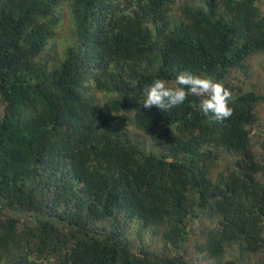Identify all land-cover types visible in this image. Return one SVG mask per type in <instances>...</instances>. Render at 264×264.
Here are the masks:
<instances>
[{
	"label": "trees",
	"instance_id": "trees-1",
	"mask_svg": "<svg viewBox=\"0 0 264 264\" xmlns=\"http://www.w3.org/2000/svg\"><path fill=\"white\" fill-rule=\"evenodd\" d=\"M263 8L0 0V264H264V89L233 74L264 64ZM181 71L231 117L139 104Z\"/></svg>",
	"mask_w": 264,
	"mask_h": 264
},
{
	"label": "clouds",
	"instance_id": "clouds-1",
	"mask_svg": "<svg viewBox=\"0 0 264 264\" xmlns=\"http://www.w3.org/2000/svg\"><path fill=\"white\" fill-rule=\"evenodd\" d=\"M141 94L143 100L140 105L145 109L155 108L161 113L182 105L191 95L200 98L199 111L211 120L223 122L232 115L230 90L210 76L181 71L175 75L172 84L157 78L145 84Z\"/></svg>",
	"mask_w": 264,
	"mask_h": 264
},
{
	"label": "rangeland",
	"instance_id": "rangeland-1",
	"mask_svg": "<svg viewBox=\"0 0 264 264\" xmlns=\"http://www.w3.org/2000/svg\"><path fill=\"white\" fill-rule=\"evenodd\" d=\"M264 9V8H263ZM64 46H66V42H64V35H58L57 38L52 42L50 45V53L58 54L62 52L64 49ZM261 62L259 61H248L247 62V68L248 70L246 72H239L234 71L233 74L236 75V81L235 84L240 89H243L244 81L246 80V77L248 74L253 73V82L256 86H258L260 89H264V64H259ZM259 107H264V103L261 104ZM262 108H259V110ZM129 233L126 235L129 238Z\"/></svg>",
	"mask_w": 264,
	"mask_h": 264
}]
</instances>
